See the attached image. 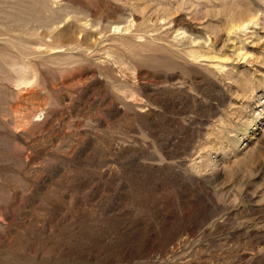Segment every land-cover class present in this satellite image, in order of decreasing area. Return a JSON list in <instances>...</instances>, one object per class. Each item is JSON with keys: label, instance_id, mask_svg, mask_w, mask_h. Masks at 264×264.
Instances as JSON below:
<instances>
[{"label": "rangeland", "instance_id": "rangeland-1", "mask_svg": "<svg viewBox=\"0 0 264 264\" xmlns=\"http://www.w3.org/2000/svg\"><path fill=\"white\" fill-rule=\"evenodd\" d=\"M0 264H264V0H0Z\"/></svg>", "mask_w": 264, "mask_h": 264}]
</instances>
